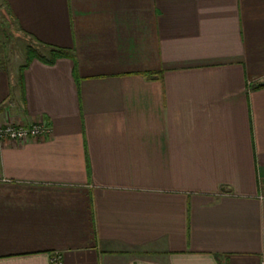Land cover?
<instances>
[{"label":"crops","instance_id":"1","mask_svg":"<svg viewBox=\"0 0 264 264\" xmlns=\"http://www.w3.org/2000/svg\"><path fill=\"white\" fill-rule=\"evenodd\" d=\"M40 119L0 264L264 262V0H0V123Z\"/></svg>","mask_w":264,"mask_h":264},{"label":"built area","instance_id":"2","mask_svg":"<svg viewBox=\"0 0 264 264\" xmlns=\"http://www.w3.org/2000/svg\"><path fill=\"white\" fill-rule=\"evenodd\" d=\"M52 130L45 125L44 120L40 119L33 125L26 127L24 125H18L9 120L0 123V137L10 138L13 140H27L30 137H46L50 135ZM54 261L61 263L60 256L56 255ZM264 264V262L262 263Z\"/></svg>","mask_w":264,"mask_h":264},{"label":"trees","instance_id":"3","mask_svg":"<svg viewBox=\"0 0 264 264\" xmlns=\"http://www.w3.org/2000/svg\"><path fill=\"white\" fill-rule=\"evenodd\" d=\"M50 53L51 54L49 56H47V55L43 54L39 49L32 47L29 50V54H30L29 57L30 58L40 57L41 59L52 63L58 57L70 55V52H68V51H65L63 49L52 48V47L50 48ZM28 61H29V58H28Z\"/></svg>","mask_w":264,"mask_h":264},{"label":"rangeland","instance_id":"4","mask_svg":"<svg viewBox=\"0 0 264 264\" xmlns=\"http://www.w3.org/2000/svg\"><path fill=\"white\" fill-rule=\"evenodd\" d=\"M9 52V51H8ZM8 59H11V58H8ZM3 62V61H2ZM3 64V63H2ZM6 64L8 65V66H11V68H12V66H15V59H13V61L12 62H6Z\"/></svg>","mask_w":264,"mask_h":264}]
</instances>
